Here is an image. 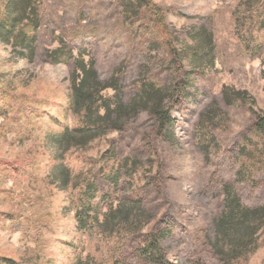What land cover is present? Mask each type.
I'll return each mask as SVG.
<instances>
[{
    "label": "rangeland",
    "instance_id": "rangeland-1",
    "mask_svg": "<svg viewBox=\"0 0 264 264\" xmlns=\"http://www.w3.org/2000/svg\"><path fill=\"white\" fill-rule=\"evenodd\" d=\"M150 1L173 46L208 53L195 61L183 55L180 63L155 33L153 13L144 7L126 13L128 0H41L31 63L0 43V257L74 264L89 255L104 264H156L140 250L152 235L164 234L160 249L168 264H222L210 239L223 186L235 184L248 207L263 204L264 170L254 174V184L237 182L236 155L255 114H264V0ZM58 38L74 55L92 58L102 81L122 70L125 101L142 76L168 88L167 133L142 112L83 148L57 151L47 134L63 120L72 66L46 58ZM232 90L246 92L244 102ZM66 120L76 122L71 115ZM58 164L69 172L64 191L50 171ZM134 200L150 216L140 231L91 239L78 231L74 210L82 203L104 212ZM238 264H264V232Z\"/></svg>",
    "mask_w": 264,
    "mask_h": 264
},
{
    "label": "trees",
    "instance_id": "trees-1",
    "mask_svg": "<svg viewBox=\"0 0 264 264\" xmlns=\"http://www.w3.org/2000/svg\"><path fill=\"white\" fill-rule=\"evenodd\" d=\"M40 7L41 0H1L0 43L8 46L14 54L26 58L30 63L34 61L37 50L38 30L41 23ZM141 7L153 13L155 33L171 51L174 59L181 63L184 59L183 55H186L185 57L189 55L191 60L195 61L208 53L207 49L202 52L181 51L173 46L175 38L168 29L164 16L160 8L150 0H128L125 12ZM46 58L55 65L72 63L67 100L61 105L63 120L62 122L56 120L58 130L47 134L49 141L60 153L71 147L83 148L97 138L120 131L128 121L142 112L155 119L160 132L167 133V128L172 124L167 104L170 100L168 88L142 76L138 79L134 95L125 101L121 81L122 70L116 69L107 80L102 81L95 69L94 60L92 58L85 60L81 52L74 55L60 38H58V46L46 52ZM108 90L111 91L110 95L105 93ZM232 91L238 97L237 100L244 102L243 95L246 92ZM4 100L5 98H2L1 102L3 103ZM225 101L228 104L232 103L227 95ZM67 115H71L76 122L67 123ZM236 160L239 165L236 172L237 182L254 184V174L264 170V114H255L250 132L239 143ZM12 170L15 171V168ZM50 171L55 174L58 188L64 191L70 183L68 169L58 164ZM87 191L94 193L95 188L91 191L88 187ZM223 193L222 208L211 226L210 247L222 264L246 262L256 251L258 238L264 232V202L253 208L244 205L238 196L235 184H225ZM137 212L141 215L146 213L139 200L131 203L119 201L115 206L110 205L104 212L94 211L89 204L82 203L75 208L74 217L78 231L91 239L99 234L107 232L112 234L120 229H125L131 234L140 231L150 216L144 214L145 217L142 219V216L136 214ZM1 214L6 219H12L11 214ZM163 236L164 234H157L148 239L140 250L145 260L156 264H168L160 249V238ZM38 261L37 255L23 261H17L9 256L0 257V264H39ZM74 264L104 263L102 258L87 255L84 260H76Z\"/></svg>",
    "mask_w": 264,
    "mask_h": 264
}]
</instances>
